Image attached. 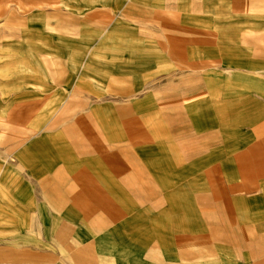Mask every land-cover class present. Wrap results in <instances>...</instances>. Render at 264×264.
<instances>
[{
    "label": "rangeland",
    "instance_id": "374dc122",
    "mask_svg": "<svg viewBox=\"0 0 264 264\" xmlns=\"http://www.w3.org/2000/svg\"><path fill=\"white\" fill-rule=\"evenodd\" d=\"M36 166L38 263L264 262V0H0L1 204Z\"/></svg>",
    "mask_w": 264,
    "mask_h": 264
},
{
    "label": "crops",
    "instance_id": "0c3cea01",
    "mask_svg": "<svg viewBox=\"0 0 264 264\" xmlns=\"http://www.w3.org/2000/svg\"><path fill=\"white\" fill-rule=\"evenodd\" d=\"M199 143V147H206L205 140L201 139ZM217 168L213 167V171H216ZM32 169L35 171L30 173L36 174V176L31 178L32 182L27 181L29 177L17 178L26 188L20 191H13L10 194L13 197L12 201L0 203V264H42L38 263L39 256L48 255L53 250L55 243L53 237L54 221L51 207L50 211L47 210L48 202L51 205L53 203V176L45 166H36ZM30 185H35L38 189L33 191ZM0 195L3 197L9 196L8 191L2 189L0 190ZM34 202L37 206H35ZM38 202H43V204H38ZM75 239L68 244L67 252L74 250V247L84 246L79 238ZM103 244H100L101 246L98 249L103 250ZM83 252L81 253L82 260H80V257L78 259L79 251H74L73 260L80 262L79 264H98L91 260L92 254L89 249ZM98 252L102 253V251ZM100 257L101 260L107 259L104 256ZM110 260L109 264H111L113 259L111 258ZM140 264L165 263L142 261ZM253 264H264V262L262 260L260 263Z\"/></svg>",
    "mask_w": 264,
    "mask_h": 264
}]
</instances>
